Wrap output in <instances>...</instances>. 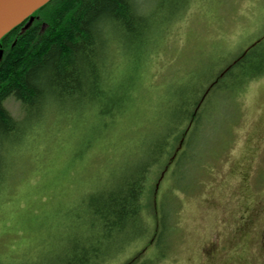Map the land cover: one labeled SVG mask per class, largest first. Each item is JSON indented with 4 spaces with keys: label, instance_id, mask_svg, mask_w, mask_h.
Instances as JSON below:
<instances>
[{
    "label": "rangeland",
    "instance_id": "obj_1",
    "mask_svg": "<svg viewBox=\"0 0 264 264\" xmlns=\"http://www.w3.org/2000/svg\"><path fill=\"white\" fill-rule=\"evenodd\" d=\"M163 1L168 5L160 9ZM140 3L151 25L141 53L152 44L150 56L145 51L134 62L135 45L107 34L117 46L107 71L112 88L120 93L131 86L123 107L116 111L107 98L92 108L68 103L40 118L31 115L23 132L8 141L0 169V264L64 257L86 224L79 230L86 195L118 183L147 157L179 113L180 100L204 83L210 69L264 41V0ZM186 4L179 17L166 18ZM4 105L23 118L17 100ZM207 111L194 136L193 157L178 170L186 189L175 185L172 164L149 174L143 199L148 223L156 225L162 200L165 213L172 200L177 207L173 242L159 264H264V75ZM137 240L110 244L106 255L116 258L109 264L156 258L149 238Z\"/></svg>",
    "mask_w": 264,
    "mask_h": 264
},
{
    "label": "trees",
    "instance_id": "obj_2",
    "mask_svg": "<svg viewBox=\"0 0 264 264\" xmlns=\"http://www.w3.org/2000/svg\"><path fill=\"white\" fill-rule=\"evenodd\" d=\"M187 4L167 12L166 18L179 17ZM163 5H168V1L159 3V8ZM140 6V0H50L33 12V21L28 26L29 18H26L0 39L3 54L0 60V169L6 164L8 141L15 138L16 133L23 132V124L31 115L40 118L42 113L60 111L68 103L92 108L106 98L118 105L116 111L123 107L131 86L126 84L120 93L112 88L111 74L107 71L113 66L114 56L111 57L117 46L107 34L122 36L135 45L134 62L143 59L145 51L146 56H150L152 44L141 53L142 42L151 25L150 17ZM239 53L222 68L217 67L214 72L210 69L204 83L185 94L178 105L179 113L174 114L154 139L151 152L144 160L118 183L86 195L82 204L86 217L79 215L83 218L79 230L87 221L69 243L66 255L53 262L29 264H109L116 257L106 255L107 247L124 237L130 243L149 238L156 257L125 264H159L166 258L173 242L177 207L171 199L169 205L172 207L165 209V213L167 200H162L156 225L148 223V208L143 199L149 174L155 166L169 163L173 165L175 180L178 170L193 157L194 136L207 110L223 99L234 97L250 82L263 76L264 41ZM9 98L20 103L24 112L22 119L12 116L5 107ZM185 186L181 185L183 191ZM151 202L149 200L148 207Z\"/></svg>",
    "mask_w": 264,
    "mask_h": 264
},
{
    "label": "water",
    "instance_id": "obj_3",
    "mask_svg": "<svg viewBox=\"0 0 264 264\" xmlns=\"http://www.w3.org/2000/svg\"><path fill=\"white\" fill-rule=\"evenodd\" d=\"M50 0H0V39L29 17L28 26L33 21V12ZM0 51V60L2 59Z\"/></svg>",
    "mask_w": 264,
    "mask_h": 264
},
{
    "label": "snow or ice",
    "instance_id": "obj_4",
    "mask_svg": "<svg viewBox=\"0 0 264 264\" xmlns=\"http://www.w3.org/2000/svg\"><path fill=\"white\" fill-rule=\"evenodd\" d=\"M262 75H264V73H262ZM175 180H176L175 185L177 187H180L183 184L184 180H185L184 174L182 172H178L176 174Z\"/></svg>",
    "mask_w": 264,
    "mask_h": 264
}]
</instances>
